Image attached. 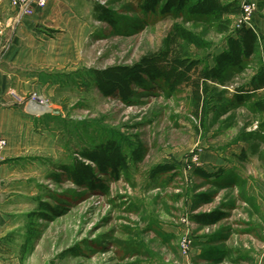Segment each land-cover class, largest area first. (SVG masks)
Instances as JSON below:
<instances>
[{"label": "rangeland", "instance_id": "obj_1", "mask_svg": "<svg viewBox=\"0 0 264 264\" xmlns=\"http://www.w3.org/2000/svg\"><path fill=\"white\" fill-rule=\"evenodd\" d=\"M255 1L258 52L243 71L230 70L224 85L214 86L226 101L211 102L203 121L195 114L190 86L169 92L163 82L151 83L137 88L126 103L104 96L92 70L137 63L165 47L175 24L208 42L189 50L213 65L229 34L239 29L240 13L230 16L229 32L220 33L216 20L145 14L139 0L92 1L94 8L101 3L111 11L114 22L94 13L81 39L80 68L66 70L53 86L27 95V111L34 94L48 100L52 110L47 125L55 150L49 157L31 153L39 160L25 170L33 177L19 187L26 194L6 205L12 218L3 230L0 264H264V113L252 103L231 102L236 87L264 63V0ZM107 138L120 141L128 154L141 146L142 159L132 156L118 178L101 176L99 188L72 183L62 167ZM241 157L252 158L243 163L249 187L222 172L217 180H204L195 172L207 167L206 160ZM161 163L176 168L154 175ZM55 174L62 175L60 182ZM199 194L208 201L201 202ZM41 202L54 210L44 209ZM220 213L224 217L214 224L193 219ZM202 236L210 242L201 244Z\"/></svg>", "mask_w": 264, "mask_h": 264}, {"label": "trees", "instance_id": "obj_2", "mask_svg": "<svg viewBox=\"0 0 264 264\" xmlns=\"http://www.w3.org/2000/svg\"><path fill=\"white\" fill-rule=\"evenodd\" d=\"M138 8L145 14L216 20L220 33H228L232 23L230 16L241 12L239 0H139ZM95 11L100 20L114 22L111 11L101 3L96 5ZM259 44V34L253 28L243 26L235 34H229L226 48L216 53L213 65H209L204 58L189 50V47L205 48L209 45L208 42L190 29L175 24L165 40V47L144 55L135 64H115L93 69L92 73L96 86L104 96L119 97L126 103H130L137 88L147 87L151 83L163 82L169 92L190 86L195 114L203 121L210 112L211 102L226 101L224 93L214 86L224 85L226 74L230 70L243 71L245 65L258 52ZM249 78L245 85L236 87L231 102L237 105L249 102L253 109L264 113V63L260 62ZM79 155L84 160L76 158L72 164L64 165L61 170L72 183L93 188L100 187L101 176L105 174L118 178L129 166L132 156L138 160L143 157L141 146L128 154L122 143L113 138L104 139L100 144L83 149ZM175 168L169 163H161L154 167L153 174L171 172ZM195 172L204 180L213 176V173L202 168H197ZM54 178L60 182L62 175L55 174ZM199 196L204 203L209 199L203 194ZM41 206L46 210H54L48 202H41ZM40 215L42 218L49 217V214ZM223 217V213L197 214L193 219L199 224H214Z\"/></svg>", "mask_w": 264, "mask_h": 264}, {"label": "crops", "instance_id": "obj_3", "mask_svg": "<svg viewBox=\"0 0 264 264\" xmlns=\"http://www.w3.org/2000/svg\"><path fill=\"white\" fill-rule=\"evenodd\" d=\"M10 1L0 0V100L7 102L0 107V135L8 141L0 163V247L4 227L10 225L12 218L6 205L26 194L19 187L33 177L29 173L26 176L25 170L39 160L31 153L38 151L49 157L55 150L51 125H47L50 113L28 112L27 95L53 86L51 82L57 83L59 76L68 73L66 70L73 69L75 73L80 68L81 39L87 36L89 18L96 13L93 0H49L32 14L19 16ZM250 159L206 160L203 170L213 173L209 180H217L222 172L226 177L247 181L249 187L251 179L243 163ZM219 168L222 169L216 174ZM199 240L201 244L210 242L205 236Z\"/></svg>", "mask_w": 264, "mask_h": 264}, {"label": "built area", "instance_id": "obj_4", "mask_svg": "<svg viewBox=\"0 0 264 264\" xmlns=\"http://www.w3.org/2000/svg\"><path fill=\"white\" fill-rule=\"evenodd\" d=\"M48 1L49 0H11L13 6L17 8V12H18L17 14H19V16L32 14L36 7L47 5ZM240 6H241V12L236 20L237 27L240 29L243 28V26H245V27H251L255 30L253 25V16L255 15L258 7L257 2L255 0H242ZM35 96L37 95L34 94L32 96V99L28 106V112L39 115L40 113H44V111L52 110L47 99L43 101H38L35 99ZM6 104L7 102L0 100V107ZM7 143H8L7 138L1 134L0 163L4 160L3 156H4V151L8 146Z\"/></svg>", "mask_w": 264, "mask_h": 264}, {"label": "bare ground", "instance_id": "obj_5", "mask_svg": "<svg viewBox=\"0 0 264 264\" xmlns=\"http://www.w3.org/2000/svg\"><path fill=\"white\" fill-rule=\"evenodd\" d=\"M35 99L36 100H38V101H43V100H45L44 98L42 99L41 97H39L38 95L37 96H35Z\"/></svg>", "mask_w": 264, "mask_h": 264}, {"label": "water", "instance_id": "obj_6", "mask_svg": "<svg viewBox=\"0 0 264 264\" xmlns=\"http://www.w3.org/2000/svg\"><path fill=\"white\" fill-rule=\"evenodd\" d=\"M57 113V112H56Z\"/></svg>", "mask_w": 264, "mask_h": 264}]
</instances>
